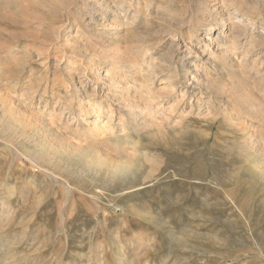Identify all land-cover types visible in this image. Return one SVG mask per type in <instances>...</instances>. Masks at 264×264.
Here are the masks:
<instances>
[{
	"label": "rangeland",
	"instance_id": "1",
	"mask_svg": "<svg viewBox=\"0 0 264 264\" xmlns=\"http://www.w3.org/2000/svg\"><path fill=\"white\" fill-rule=\"evenodd\" d=\"M110 1L0 0V264H264V0H223L233 63L206 0ZM70 143L133 166L43 145Z\"/></svg>",
	"mask_w": 264,
	"mask_h": 264
},
{
	"label": "bare ground",
	"instance_id": "2",
	"mask_svg": "<svg viewBox=\"0 0 264 264\" xmlns=\"http://www.w3.org/2000/svg\"><path fill=\"white\" fill-rule=\"evenodd\" d=\"M137 1L138 2H143V3L146 2V4L149 3V0H137ZM213 1H214V3H212V1H211L212 4H210V1H207L206 0L207 3L205 4V2H204V5H206V7L204 5H202V6L205 7V11L208 12L209 13V16H210V18H206V20L208 19L207 20L208 21V28L205 30L206 32L204 33V35H202L199 38L200 43H202L204 45L203 46L204 48L202 50V52H203L202 54H204L205 52H208V53L212 54V52H213L212 51V46H213V44H216L219 47L218 49H223L221 51H224L225 58H227L230 62L233 63V61H237V58L234 57V55L232 56L231 52H228V49L231 48V50L232 49L234 50L238 46H240V48H245L247 46V44H249V42L252 40V37L251 36L253 34H251V35L247 34V26H248L247 24H240V23L237 24V23L234 22L232 25H234L235 27L238 26V28L242 29V31L239 30L240 32L239 31H236L235 32V27H234V32L235 33L233 31H231V32H233V35H230L229 32H230L231 29H229V28L227 30V32L229 33L228 36L227 35L225 36L224 33H223L224 35H219V34L215 35V31L216 30H218V31H220V33H222L223 30L225 29V27H228L229 26L228 24H230V21L232 20V17H233L232 14H233V12H238L239 11V8L234 6L235 7V10H230V7L225 6L223 0H222L223 2L222 1H219V0H213ZM111 2L112 1H110V0H85V3L87 5L86 7L88 8L87 10L90 11V12H95V11L96 12H100L98 14H101V12L104 9H107V8L108 9H113L114 6L111 4ZM131 2H132V0H121V2H119V3H125V4L127 3L128 4V7L130 8L132 6V3ZM137 4H139V3H137ZM144 5H143V7H144ZM141 6H142V4H141ZM146 6H148V5H146ZM137 11L139 12L138 9H137ZM116 12H117V10H116ZM126 13H127V10H126ZM236 16L238 17V15H236ZM81 17H82V15H81ZM243 17H248L250 20L252 19V16L251 15H248L246 13L243 14ZM82 18L84 19V17H82ZM104 30L105 31L107 30L109 33H114V30H110V29L108 30V29H105V28H104ZM212 33H214V35H211ZM260 36L261 37H264V36H262V34H260ZM255 45H258V44H256V43L253 44L252 43L250 45V50H247L246 53L248 54L249 52H251V50H253V48H255ZM0 53H1V51H0ZM193 53L194 52H190L191 55L189 57H187V59H190V57H192V54ZM247 54H246V56H247ZM1 56H3V55H1ZM258 59L255 60V62H254L255 64H257ZM243 60L244 59L242 58L239 61V64L240 65H244L245 64ZM260 61H262L261 63H264V60H260ZM194 62H195V59H193L192 61H189L188 65H186V64L184 65L187 69L185 67L184 68L186 70H188V72L191 71L193 69V67H196V66H194ZM129 73H130V71H129ZM143 77H145L144 74L141 75V78H143ZM189 84L192 86V88L194 89V91L199 87V82L197 80V76L196 75L193 74V76H191L189 78ZM165 97H166V95H163V96L161 95V98H158L159 102H163L164 99H165ZM12 106L13 107L10 108V109H8L6 111V113H5V115H4V117H7V119H6L7 120L6 121L7 124L5 123L4 125L5 126H8L11 129H15L16 130V129L22 127V124H21L22 123V121H21L22 118H21V115H19L18 113H16L15 110H14V108H17V107L14 106V105H12ZM263 109H264V105L262 104L260 110H263ZM96 111H100V108L96 109ZM129 112H132V113L135 112V108L134 107H131L130 110H129ZM260 113L263 116V111L260 112ZM136 115H138V117H139L138 119L141 118V116H140L141 114H139V112H137ZM25 116H28L29 119H31V117H32L31 115H28V114H25ZM2 120L5 121V119H2ZM2 120H0V123L3 124V121ZM40 120H42V122L44 121L43 118H40ZM236 124H238L239 126L244 125L241 120H238V123H236ZM103 128H105V127H103ZM243 129H244L245 132L247 131V127H245V125H244ZM111 136H112V134H111ZM43 145H44V149L47 151V153L49 154V157L51 159H54L56 157H61L62 154H67L70 157L72 155H76L77 154L78 156H81L82 158H85L86 159V162H87L89 168H96V169H98V168H102L104 166H109L110 167L109 168V171L111 173H113L114 175H117V176L119 174H122V173H125V172L129 171V169H131V167L133 166V164L130 161H128V159L126 161H123L122 163H111L108 158L104 157L98 150H96L92 146H88L86 149H84V148L81 149L82 147L80 148V147L76 146L75 144H71V143L69 145L71 148L69 146H68V148H66V147H63L62 148V147H54V146L49 145V144H43ZM257 148H260V147H257ZM35 156H36V158H38V157L41 158L38 154H36ZM53 175H55V174H53Z\"/></svg>",
	"mask_w": 264,
	"mask_h": 264
}]
</instances>
